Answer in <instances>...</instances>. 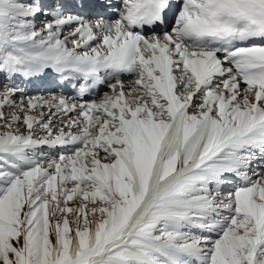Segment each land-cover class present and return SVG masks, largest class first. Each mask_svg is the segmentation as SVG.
Listing matches in <instances>:
<instances>
[{"label":"snow or ice","instance_id":"6c2138e0","mask_svg":"<svg viewBox=\"0 0 264 264\" xmlns=\"http://www.w3.org/2000/svg\"><path fill=\"white\" fill-rule=\"evenodd\" d=\"M0 264H264V0H0Z\"/></svg>","mask_w":264,"mask_h":264}]
</instances>
